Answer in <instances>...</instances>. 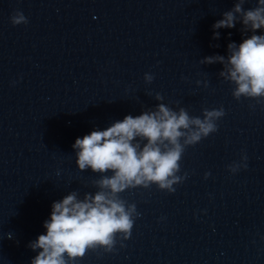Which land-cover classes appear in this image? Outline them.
<instances>
[{
	"label": "water",
	"instance_id": "obj_1",
	"mask_svg": "<svg viewBox=\"0 0 264 264\" xmlns=\"http://www.w3.org/2000/svg\"><path fill=\"white\" fill-rule=\"evenodd\" d=\"M237 3L235 27L214 30ZM258 6L0 0V264H30L39 249L28 243L44 231L52 202L71 192L83 200L112 175L80 170L75 138L158 104L202 120L206 111L224 115L199 141L180 138L174 191L149 182L115 193L126 210L134 205L130 234L118 231L110 246L88 247L68 264H264V97H235L224 64L203 61L226 63L228 43L253 34L244 11ZM17 14L27 22L13 25Z\"/></svg>",
	"mask_w": 264,
	"mask_h": 264
},
{
	"label": "clouds",
	"instance_id": "obj_2",
	"mask_svg": "<svg viewBox=\"0 0 264 264\" xmlns=\"http://www.w3.org/2000/svg\"><path fill=\"white\" fill-rule=\"evenodd\" d=\"M258 5L244 11L241 20L246 29L250 26L253 34L238 44L228 43L226 63L221 55L203 58L206 63L224 64L226 78L236 84L233 95L237 98L241 94L264 97V33L256 34L257 29H264V0H258ZM241 10V4L237 3L234 10L223 13V18L216 20L212 28L235 27L234 12ZM10 20L13 25L27 22L22 14L11 15ZM212 35L218 39L220 33L213 31ZM220 75L224 76L225 71ZM222 115L223 109L206 111L202 120L190 117L183 108L177 112L158 104L155 111L141 112L137 116L126 114L104 129L96 128L76 137L71 147L76 152L77 167L100 173L111 170L112 175L103 176L99 181L101 191L85 194L83 200L71 192L52 202L48 218L42 222L44 231L28 243L33 251L39 249L30 258V264H68L69 259L82 256L88 247L110 246L118 231L126 236L130 234L134 205L126 210L115 193L129 186H146L149 182L174 191L171 185L179 179L175 172L183 151L180 138L185 137L183 144L199 141L217 130L213 121ZM191 125L196 127L191 128ZM141 139L146 140L143 146ZM209 174H205V179Z\"/></svg>",
	"mask_w": 264,
	"mask_h": 264
}]
</instances>
